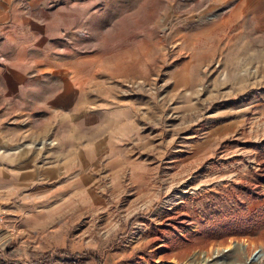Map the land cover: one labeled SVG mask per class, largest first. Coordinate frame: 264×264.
I'll use <instances>...</instances> for the list:
<instances>
[{
    "label": "rangeland",
    "instance_id": "1",
    "mask_svg": "<svg viewBox=\"0 0 264 264\" xmlns=\"http://www.w3.org/2000/svg\"><path fill=\"white\" fill-rule=\"evenodd\" d=\"M117 4L150 42L110 79L135 123L88 133L86 201L0 194V264H264V0Z\"/></svg>",
    "mask_w": 264,
    "mask_h": 264
},
{
    "label": "crops",
    "instance_id": "2",
    "mask_svg": "<svg viewBox=\"0 0 264 264\" xmlns=\"http://www.w3.org/2000/svg\"><path fill=\"white\" fill-rule=\"evenodd\" d=\"M119 1L129 0H0V194L81 187L86 201L87 148L99 140L88 133L119 117L133 126L129 106L112 100L113 80L138 53L144 60L150 42ZM45 138L54 142L39 145Z\"/></svg>",
    "mask_w": 264,
    "mask_h": 264
},
{
    "label": "water",
    "instance_id": "3",
    "mask_svg": "<svg viewBox=\"0 0 264 264\" xmlns=\"http://www.w3.org/2000/svg\"><path fill=\"white\" fill-rule=\"evenodd\" d=\"M222 250H227V248H222ZM258 255L257 249L253 250L246 258V262L255 260Z\"/></svg>",
    "mask_w": 264,
    "mask_h": 264
},
{
    "label": "bare ground",
    "instance_id": "4",
    "mask_svg": "<svg viewBox=\"0 0 264 264\" xmlns=\"http://www.w3.org/2000/svg\"><path fill=\"white\" fill-rule=\"evenodd\" d=\"M249 262V261H248ZM244 264H246V263H244Z\"/></svg>",
    "mask_w": 264,
    "mask_h": 264
}]
</instances>
